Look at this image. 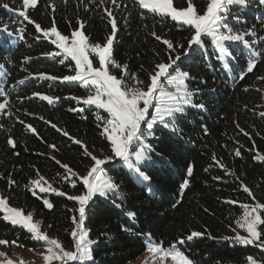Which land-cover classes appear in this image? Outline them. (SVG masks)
Wrapping results in <instances>:
<instances>
[{
  "label": "trees",
  "instance_id": "trees-1",
  "mask_svg": "<svg viewBox=\"0 0 264 264\" xmlns=\"http://www.w3.org/2000/svg\"><path fill=\"white\" fill-rule=\"evenodd\" d=\"M173 2L177 8L187 7V0ZM192 2L203 13L207 0ZM105 9L117 20L113 59L126 64L146 85L155 65L168 62L170 50L162 41L170 40L176 49L171 55L181 56L172 73L189 74L186 84L193 92L192 103L203 107L186 106L184 113L176 116V131L160 125L153 128L154 135L147 139L149 159L139 165L149 180L138 178L121 163L104 166L108 178L118 186V195L98 197L86 211L84 226L96 241L90 264H132L146 253L149 239L165 248L175 245L193 264H249V256L264 264L260 248L233 239L243 231L236 223L243 215L240 205L264 204V161L257 159L264 155V117L260 115L264 112V0H247L246 6L231 7L229 26L237 32L254 30L256 35L246 37L251 49L240 43L228 44L230 56L224 60L210 38H204V47L194 45L185 56L193 30L141 8L137 0H116V5L111 0H38L36 8L26 11L42 29L52 27L54 20L57 30L66 36L83 22L89 43L103 44L111 34ZM21 10L22 0H0V91L8 99L0 114V194L11 206L33 214L44 232L73 250L71 218L78 216V205L38 189L37 198L29 190L30 182L42 176L69 195L84 194L79 177L87 174L93 161L85 155L84 147L63 132L80 140L98 158L108 157L110 146L97 119L107 114L71 99L89 94L80 83L62 79L75 74L74 62L48 55L59 50L34 24L18 15ZM21 28L23 39H19ZM252 59L257 66L248 73ZM110 71L136 86L120 69L111 66ZM48 76L58 79L45 78ZM35 93L55 99L49 103ZM0 103H4L3 95ZM29 125L36 131H30ZM9 140L15 141L14 148ZM61 164L77 174L72 177L77 181L75 188L63 179L67 173ZM10 180L15 183L10 185ZM185 182L187 187H183ZM242 185L251 189L255 199ZM45 199L53 204L51 210L44 206ZM128 212L135 216L129 217ZM192 232L202 235L188 240ZM0 239L15 240L26 249L39 247L20 228L5 221L2 213Z\"/></svg>",
  "mask_w": 264,
  "mask_h": 264
},
{
  "label": "snow or ice",
  "instance_id": "snow-or-ice-1",
  "mask_svg": "<svg viewBox=\"0 0 264 264\" xmlns=\"http://www.w3.org/2000/svg\"><path fill=\"white\" fill-rule=\"evenodd\" d=\"M23 9L18 12V15L27 21L29 24H34L38 33H42V37L48 39L59 51L48 53L50 56H61L64 59H70L74 62V75L64 76L62 79L68 82H80L85 88L89 89V94L84 98L71 97L77 100L78 103L88 107L102 109L107 116H97L101 121V135L108 141L111 155L105 158H98L87 150V147L78 139L70 137L67 132L63 135L68 136L73 143L84 147V153L91 157L93 164L86 175L79 177L80 182L86 189L82 195H69L64 191L52 186L44 177L33 179L30 184L33 196H37V189L40 193H53L57 196L66 197L70 201H75L78 208V216H72V224L74 228L70 232L73 241V250H66L64 245L57 239H52L48 234L42 231L40 223L34 220L33 214H26L24 210L13 207L9 204L7 197L0 194V213L3 214V219L13 226H19L26 232L31 234V238L35 241L42 242L46 246V252L42 253V258L45 264H90L94 257L92 254V245L96 243L89 237V231L85 228L86 209L94 197H107L109 194L118 195V186L105 176L104 165L111 160L119 159L123 161L129 169L133 170L138 178L149 180L139 165L149 159L148 152L151 150L150 145L145 141L154 135L153 128L160 125L165 129L176 131V114H182L185 111V106L203 107V105H194L192 103L193 92L187 87L186 80L189 74L186 72H176L174 65L181 60L180 55L174 57L171 53L175 52V46L170 40L164 39L162 42L170 50L168 62H161L155 65L152 73L149 74L150 83L144 84L143 81L136 78L135 74L130 73L128 66L121 65L113 59V42L118 31L117 20L112 11L107 12L108 23L111 26V34L106 38L103 44H90L89 38L82 30L83 22H79V29L71 32L70 36L63 35L53 25L49 29H42L41 26L35 23L27 14V9H34L38 6V0H22ZM67 0H65V3ZM113 5H116V0H111ZM103 3V0H101ZM139 6L147 9L152 13L161 16L170 17L173 21L186 25L193 30L188 43V48L184 55H188V51L193 46L204 47V38H210L216 50L219 53V58L224 60L230 56L228 44L240 43L244 47L251 49L252 45L246 37H255L254 30L237 32L234 31L227 23L231 7L246 6L247 0H207L206 7L201 13L193 4L192 0H187V7L177 8L174 6L173 0H137ZM5 9H9V5H2ZM55 11V6H51ZM7 32V28L4 29ZM157 40L161 37L152 33ZM24 38V29H19V39ZM39 38V37H38ZM180 47H183L181 45ZM256 55V53H253ZM93 57L98 60V66H94ZM63 62V61H62ZM110 65L121 70L124 77H130L136 86L126 83L124 79L118 78L111 74ZM256 60L252 59L247 64L246 71L251 73L256 68ZM47 79L56 80L57 77L48 76ZM243 79V76L240 77ZM264 79V77H261ZM167 85L175 88V91H168L163 87L164 82ZM23 83V81H21ZM0 95L4 96V103H0V111H3L8 104L7 94L0 91ZM41 99L52 103L55 98L50 96H41L40 93H35ZM150 109L154 110L150 116ZM83 111V109H80ZM260 115L264 117V112ZM142 125L144 126L142 128ZM53 128L56 125H52ZM29 130L35 132L31 125ZM59 131V129H58ZM244 132L243 129H241ZM245 136L249 134L244 132ZM8 143L14 148L16 146L14 140H9ZM137 146V150H133V146ZM55 149V145H50ZM241 153L236 151V155ZM19 155V153H17ZM53 159H55L53 157ZM257 159L264 161V155H258ZM60 164V161H56ZM66 170V175L63 178L70 183L71 187L75 188L77 181L72 177L77 176L72 169L61 164ZM192 169H188V175L191 176ZM15 181L10 180L9 184H14ZM187 187V182L183 185ZM243 191L249 197L255 199L251 189L246 185H242ZM37 198H39L37 196ZM115 203V201H113ZM228 203H237L236 201H228ZM46 208L51 210L53 204L48 200H43ZM120 205H117L119 207ZM243 215L236 221L239 228L247 235H237L233 238L236 243L248 246L252 245L260 248L264 252V204L257 203L254 206L249 204H241ZM129 217H134L135 214L128 212ZM127 231L128 229H124ZM200 232H192L187 237L192 240L194 237L201 236ZM225 239H229L225 237ZM180 244L184 241L180 240ZM23 247L15 240L0 239V245H9ZM146 252L150 254L146 259L145 264H167L170 259L172 264H193L183 252L177 249L175 245L165 248L160 242H153L149 239L145 244ZM0 257H5L0 260V264H13L11 259H7L6 253L0 252ZM249 264H259L253 257L249 256Z\"/></svg>",
  "mask_w": 264,
  "mask_h": 264
},
{
  "label": "rangeland",
  "instance_id": "rangeland-1",
  "mask_svg": "<svg viewBox=\"0 0 264 264\" xmlns=\"http://www.w3.org/2000/svg\"><path fill=\"white\" fill-rule=\"evenodd\" d=\"M93 64H94V66H98V60L96 58H94V57H93ZM110 68H111V65H110ZM176 72H181V71H176ZM176 72L174 74L172 73V75H175ZM75 83H80V82H75ZM80 85H82V84L80 83ZM163 87H165L168 91H175V88L172 87V86L167 85L166 81L164 82ZM86 91L89 93V89L86 88ZM92 108L97 109L94 106ZM99 110H102V109H99ZM153 111L154 110L150 109V116L153 114ZM1 112L2 111H0V114H1ZM143 127L144 126L142 125V128ZM145 143L147 144V140L145 141ZM133 150L134 151L137 150V146L136 145L133 146ZM120 163L122 165H124L125 167H128L123 161H121L119 159L111 160L108 163H106L104 166H107V165H110V164H112V165L120 164ZM105 176L108 178V173L107 172H105ZM98 197H100V196H96V197L93 198L92 201H90L87 209L93 204V202L96 199H99ZM101 198L105 199L106 197H101ZM16 208H18V207H16ZM87 209H86V211H87ZM35 221L40 223V226H41V229H42L41 221H39V220H35ZM13 227L20 228L24 233H26L28 236L31 237V234L26 232L23 228H21L19 226H13ZM260 227L262 229H264V226H260ZM240 235H247V234L244 231H242ZM48 236L50 238H52V239L59 240L56 236H50V235H48ZM261 238L264 239V235H262ZM36 242L39 244V247L35 248V249H26V248H23V247L18 248L17 246H12L10 244L7 245V246L0 245V252L6 253L7 259H11L13 261V264H45V261L43 260L41 254L46 252V246L42 242H38V241H36ZM66 250H68V249H66ZM149 256H150V254L146 252L143 256H141L136 262H134L132 264H145V261H146V259L149 258ZM4 259H5V257H0V260H4ZM157 264H159V261H157ZM167 264H172V261L169 259L167 261Z\"/></svg>",
  "mask_w": 264,
  "mask_h": 264
},
{
  "label": "crops",
  "instance_id": "crops-1",
  "mask_svg": "<svg viewBox=\"0 0 264 264\" xmlns=\"http://www.w3.org/2000/svg\"><path fill=\"white\" fill-rule=\"evenodd\" d=\"M186 107V106H185ZM179 114V113H178ZM178 114H176V115H178Z\"/></svg>",
  "mask_w": 264,
  "mask_h": 264
}]
</instances>
